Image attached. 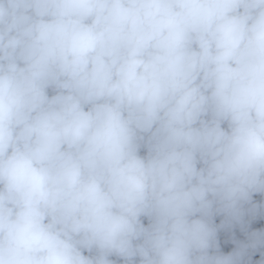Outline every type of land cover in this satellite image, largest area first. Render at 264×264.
<instances>
[{
	"label": "clouds",
	"instance_id": "1",
	"mask_svg": "<svg viewBox=\"0 0 264 264\" xmlns=\"http://www.w3.org/2000/svg\"><path fill=\"white\" fill-rule=\"evenodd\" d=\"M258 218L264 0H0V264H264Z\"/></svg>",
	"mask_w": 264,
	"mask_h": 264
},
{
	"label": "water",
	"instance_id": "2",
	"mask_svg": "<svg viewBox=\"0 0 264 264\" xmlns=\"http://www.w3.org/2000/svg\"><path fill=\"white\" fill-rule=\"evenodd\" d=\"M254 198L257 200L261 199V197H259V196L254 197ZM219 219H221V218H217V222H219ZM251 227L253 229L264 228V218H258L256 220L252 221ZM237 237L240 239L244 238L239 232H237ZM222 239H223V234H222ZM231 247H232V245H227V246H225L224 250L228 251V250H230ZM256 258L258 259L259 257L257 256Z\"/></svg>",
	"mask_w": 264,
	"mask_h": 264
}]
</instances>
